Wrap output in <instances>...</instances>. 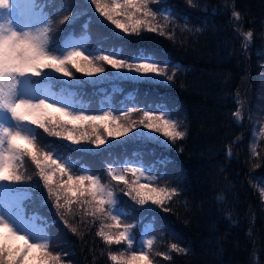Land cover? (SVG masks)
<instances>
[{
    "label": "trees",
    "instance_id": "16d2710c",
    "mask_svg": "<svg viewBox=\"0 0 264 264\" xmlns=\"http://www.w3.org/2000/svg\"><path fill=\"white\" fill-rule=\"evenodd\" d=\"M46 1L49 5H64L66 12L79 13L72 32L87 35L88 46L98 54L113 51L127 54L128 48L114 34L117 32L102 22L89 0ZM194 2L198 7H189L186 0H160L159 4L151 5L161 11L164 5L175 10L178 27L174 39L155 33H143L141 37L119 34L124 41L135 42L136 48L155 49L172 65H179L174 82L147 84L113 78L103 83L54 85L58 91L62 87L74 91L82 105L93 112L101 105L122 112L133 106L147 110L149 106L165 104L173 118L183 122L182 128L187 126L188 135L183 140L173 144L164 137L167 145L164 146L153 140L112 139L109 144L114 147L110 151H104L106 145L85 153L66 141L48 136L42 129H36L40 133L38 139L53 147L67 145L57 151L71 158L77 169L100 174L105 183L108 180L104 173L109 164L129 161L143 165L157 176L160 186L178 189L180 194L166 204L171 209L168 212L151 204L140 206L130 197L117 194L124 204L123 218L136 225L134 232L164 223V229L151 233L156 236L153 252L167 253L172 259L155 257V264H264V132L251 148L250 136L240 139L249 129V122L243 127V122L233 116L238 107L242 113L251 101L247 111L250 115L246 118H252L257 97L261 95L258 89L264 72V0H234L243 17L239 23L231 19L233 0ZM184 24L203 31L190 33ZM241 24L240 31L251 29L254 34L246 50L242 47L243 37L235 30ZM172 71L170 67L169 72ZM140 116L136 112L130 119L138 120ZM24 164L34 184L38 180L34 165L27 159ZM20 187L29 189L31 197L25 202L26 212L37 214L39 222L49 225L50 249L61 254L65 264H111L108 252L125 247L105 245L95 235L99 221L89 224L90 218H85L81 222L79 212L61 219L42 183L40 188ZM73 227L77 229L75 233ZM171 243L187 248L188 253L171 252Z\"/></svg>",
    "mask_w": 264,
    "mask_h": 264
},
{
    "label": "snow or ice",
    "instance_id": "6c2138e0",
    "mask_svg": "<svg viewBox=\"0 0 264 264\" xmlns=\"http://www.w3.org/2000/svg\"><path fill=\"white\" fill-rule=\"evenodd\" d=\"M89 3L95 6L94 11L100 17L125 36L155 33L168 39L175 37L177 13L169 10L168 5L163 6V11L151 6L160 0H89ZM186 3L189 7H198L194 0ZM65 12L64 5H48L43 0H0V264H65L61 254L50 249L49 225L26 212L25 202L31 197L29 189L20 186L40 188L41 183L61 219L79 212L81 222L85 218H90L89 224L99 221L95 235L105 245L110 248L125 245L108 252L111 264H155V257L171 260L167 253L153 252L156 236L151 233L164 229V223L151 226L142 235L134 232L136 225L123 218L124 204L116 193L118 188L140 206L151 204L168 212L171 209L166 204L180 194L177 188L160 186L157 176L143 165L129 161L119 167L109 164L104 173L108 180L105 183L100 174L86 168L77 169L71 158L56 150L67 145L42 144L36 129L85 153L93 152L92 147L86 146L103 149L107 145L104 151H110L114 145L109 144V138L127 136L139 127L159 133L175 144L188 135V129L186 125L182 128L183 122L173 118L165 104L149 106L147 110L133 106L122 112L112 108L93 112L77 105L73 99L75 93L65 95L63 87L57 93L53 87L69 82L72 86L99 83L81 80L76 73L90 78L170 83L174 82L179 65H172L155 49L136 48L135 42L124 41L119 33L114 34L128 48L126 55L90 51L83 38L65 39L79 15ZM231 19L237 23L243 19L234 0ZM65 24L69 26L67 29L61 27ZM183 27L193 34L203 31L188 24ZM242 27L241 24L235 30L243 37L242 47L246 50L254 34L251 29L240 31ZM237 104L240 105L239 99ZM136 112L141 113L140 119L131 120ZM233 116L237 121L243 118L239 107ZM142 138L167 146L165 141L144 132L131 137L132 140ZM231 154L229 149L228 155ZM26 159L34 165L38 177L34 184L33 176L27 175ZM71 230L77 231L75 227ZM169 249L177 254L188 253L178 243H171Z\"/></svg>",
    "mask_w": 264,
    "mask_h": 264
},
{
    "label": "rangeland",
    "instance_id": "374dc122",
    "mask_svg": "<svg viewBox=\"0 0 264 264\" xmlns=\"http://www.w3.org/2000/svg\"><path fill=\"white\" fill-rule=\"evenodd\" d=\"M101 18L103 19V17H101ZM102 22L106 26H108L109 29H112V30H114L115 32H117L119 34H122L123 36L125 35L124 33L119 32L118 29H115V27L113 25H111L109 22L105 21L104 19L102 20ZM68 39L80 40L82 38H74V36L71 35ZM83 39H85V38H83ZM85 41H86V39H85ZM85 47H87L86 46V42H85ZM105 67L109 68L110 71H112L113 73H115V70L114 69H111L110 66L105 65ZM76 75L79 77V79L85 80V81H97L98 80L99 82L103 83L105 80H109V79H102L99 76H94V77H91L90 78V77L84 76L81 73H76ZM127 75H134V74L133 73H127ZM61 78H63V77H61ZM63 79H65V78H63ZM130 81H132V82H139V81H133V80H130ZM258 90L261 93V95L257 97L256 104H255V106L253 108L254 116L252 114V118H250V119L246 118V117H248L250 115V114L249 115L247 114V111L250 109V104H251V101H250V102L247 103L249 106L246 107V110H243V112H242V117L243 118L240 120L241 122H243L242 123L243 127H245L248 124V122L251 121V125L249 126V129L245 130L244 134L240 138L241 140H243V139H248L249 136H250L249 144L251 145L250 146L251 148H253L254 145L259 141V138L263 135L262 133L264 132V72H263V76H262V79H261V87ZM53 91H55L57 93H60L62 90H59L58 91V90H56L53 87ZM69 92L75 93L72 90H67V91L64 92V94L67 95ZM76 97H77V95L75 93V96L73 97V99L77 102V105L78 106L79 105H82V103L80 102V99L78 97L77 98ZM101 109L103 110V106H102ZM105 109H107V107H105ZM140 132L147 133V135H150V136H156L158 138V140H160V141H165L164 140V137L161 134L151 132L148 129H143L142 127L136 128L132 133H129L127 136H123V137H119V138H115V139L109 138V141H111L112 139L113 140H117V141H128V140H132L131 137L134 136V135H137ZM132 141H148V140L142 138V139H139V140H132ZM74 147H76V146H74ZM86 147H92V148H94V146H86ZM116 194H119V195L121 194L122 195L123 193L117 191ZM36 216H38V215H36ZM149 228H150V226L147 227V228H145V230L146 229H149ZM145 230H144V232H145Z\"/></svg>",
    "mask_w": 264,
    "mask_h": 264
}]
</instances>
